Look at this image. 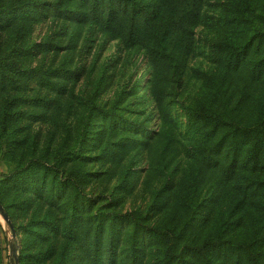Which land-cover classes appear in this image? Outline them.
<instances>
[{
  "label": "rangeland",
  "instance_id": "374dc122",
  "mask_svg": "<svg viewBox=\"0 0 264 264\" xmlns=\"http://www.w3.org/2000/svg\"><path fill=\"white\" fill-rule=\"evenodd\" d=\"M40 1L45 14L0 29V110L22 100L0 142V205L14 224L0 212V264H16L11 246L18 264H148L198 137L186 106L211 68L214 32L197 28L194 55L171 76L88 17L93 0ZM9 2L0 0L3 10ZM36 162L49 172L34 183L43 171L26 167ZM214 178L203 176L195 205Z\"/></svg>",
  "mask_w": 264,
  "mask_h": 264
},
{
  "label": "trees",
  "instance_id": "16d2710c",
  "mask_svg": "<svg viewBox=\"0 0 264 264\" xmlns=\"http://www.w3.org/2000/svg\"><path fill=\"white\" fill-rule=\"evenodd\" d=\"M207 5L219 7V15L208 14ZM46 8L40 0H10L6 11L0 6V29ZM86 10L122 49L142 51L150 65L171 76L182 75L194 55L197 28L214 32L211 68L201 72L199 94L186 106L198 137L173 205L156 228L148 264H264V0H93ZM9 81L16 85L14 76ZM20 101L14 96L2 103L0 142L20 115L11 111ZM11 148L6 145L5 153ZM47 164L26 167L43 171L34 170L29 181L46 179ZM206 173L215 176L212 190L195 205ZM110 230L113 247L114 223Z\"/></svg>",
  "mask_w": 264,
  "mask_h": 264
},
{
  "label": "water",
  "instance_id": "95a60500",
  "mask_svg": "<svg viewBox=\"0 0 264 264\" xmlns=\"http://www.w3.org/2000/svg\"><path fill=\"white\" fill-rule=\"evenodd\" d=\"M0 212H1V214L4 216L5 220L9 223V225H10L11 227H13V224H12V222H11L9 216H8V214L5 212V210H4V208H3L2 205H0ZM11 249H12L13 256H14V258H15V260H16V264H18L19 261H18L17 249H16L15 246H11Z\"/></svg>",
  "mask_w": 264,
  "mask_h": 264
}]
</instances>
